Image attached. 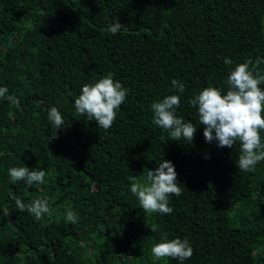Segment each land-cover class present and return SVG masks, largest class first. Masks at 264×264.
<instances>
[{
  "label": "trees",
  "instance_id": "16d2710c",
  "mask_svg": "<svg viewBox=\"0 0 264 264\" xmlns=\"http://www.w3.org/2000/svg\"><path fill=\"white\" fill-rule=\"evenodd\" d=\"M263 18L264 0H0V87L18 99H0V264H179L152 257L164 234L190 242L184 264H264V161L239 171V142L207 143L188 103L210 86L226 94L236 65L264 59ZM108 73L128 94L105 131L74 101ZM170 95L197 128L191 144L152 123L151 105ZM51 107L64 121L56 139ZM163 160L182 194L169 197L171 214L144 213L129 177L143 183ZM23 166L44 170L45 183L13 184L8 169ZM11 194L48 199L53 212L37 220Z\"/></svg>",
  "mask_w": 264,
  "mask_h": 264
},
{
  "label": "clouds",
  "instance_id": "9594fccd",
  "mask_svg": "<svg viewBox=\"0 0 264 264\" xmlns=\"http://www.w3.org/2000/svg\"><path fill=\"white\" fill-rule=\"evenodd\" d=\"M122 25L117 19L109 25L106 31L113 35L119 33ZM226 65L232 60L224 59ZM264 59L257 58L255 63L250 59L235 66L229 72L225 81L228 86L226 94L215 87H207L194 95L189 101L192 108L197 109L200 125L204 126L203 136L207 143L217 142L219 148H232L236 142L240 144L238 164L239 171H252L255 166L264 161V143L261 142L260 132L264 130V74L258 71ZM173 89L178 93L185 92L182 82L173 79ZM6 87H0V99H6L11 104H18V99L8 95ZM127 89L114 81L112 73L94 84H85L81 93L74 101L77 115L86 116L88 121H95L97 127L107 131L116 119V112L127 97ZM180 107V96L170 95L161 101L154 102L151 110L154 115L152 123L168 134L170 141L186 140L192 143L197 128L191 122H185L176 115ZM48 121L56 129L52 139H56L57 132L62 128L63 117L56 107L48 110ZM163 135L161 139H163ZM10 181L15 184L24 181L27 187L33 184H44L46 172L44 170H29L27 167H11L8 169ZM130 191L138 199L144 213H159L169 215L173 209L169 207L170 196H180L181 188L177 182V173L170 161L163 160L155 170H148L145 182L141 183L135 177H129ZM10 199L15 202L19 212H28L35 219L40 220L45 214L51 215L53 210L48 199H37L25 204L16 195ZM65 219L76 224L78 217L69 210ZM162 241L151 248V255L155 260L170 258L179 264L193 256V248L187 239L169 240L167 234Z\"/></svg>",
  "mask_w": 264,
  "mask_h": 264
},
{
  "label": "rangeland",
  "instance_id": "374dc122",
  "mask_svg": "<svg viewBox=\"0 0 264 264\" xmlns=\"http://www.w3.org/2000/svg\"><path fill=\"white\" fill-rule=\"evenodd\" d=\"M263 32H264V18H263ZM146 215L148 216V214ZM143 218H144L143 223L148 226L150 224L149 218L148 217H143ZM143 262L148 264L149 261L146 259L143 260L142 256H137V257L127 258V260L123 261V264H143Z\"/></svg>",
  "mask_w": 264,
  "mask_h": 264
}]
</instances>
